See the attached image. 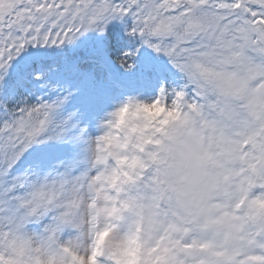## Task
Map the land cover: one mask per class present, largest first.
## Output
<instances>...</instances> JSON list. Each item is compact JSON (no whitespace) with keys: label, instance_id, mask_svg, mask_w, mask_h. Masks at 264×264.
Returning a JSON list of instances; mask_svg holds the SVG:
<instances>
[{"label":"snow or ice","instance_id":"1","mask_svg":"<svg viewBox=\"0 0 264 264\" xmlns=\"http://www.w3.org/2000/svg\"><path fill=\"white\" fill-rule=\"evenodd\" d=\"M0 264H264V0H0Z\"/></svg>","mask_w":264,"mask_h":264}]
</instances>
